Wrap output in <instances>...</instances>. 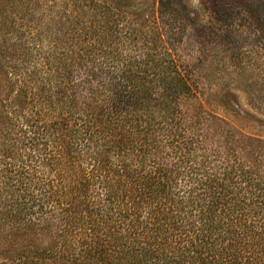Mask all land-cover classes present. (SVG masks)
<instances>
[{"label": "trees", "instance_id": "16d2710c", "mask_svg": "<svg viewBox=\"0 0 264 264\" xmlns=\"http://www.w3.org/2000/svg\"><path fill=\"white\" fill-rule=\"evenodd\" d=\"M115 1L0 0V264H264V142Z\"/></svg>", "mask_w": 264, "mask_h": 264}, {"label": "rangeland", "instance_id": "374dc122", "mask_svg": "<svg viewBox=\"0 0 264 264\" xmlns=\"http://www.w3.org/2000/svg\"><path fill=\"white\" fill-rule=\"evenodd\" d=\"M159 1L166 7L170 2L174 17L159 10ZM115 4L123 24H141L160 33L163 45L190 79V111L225 121L242 142H264V0Z\"/></svg>", "mask_w": 264, "mask_h": 264}]
</instances>
